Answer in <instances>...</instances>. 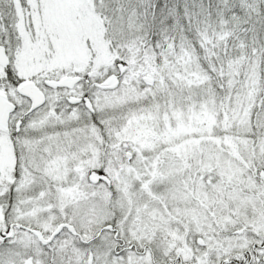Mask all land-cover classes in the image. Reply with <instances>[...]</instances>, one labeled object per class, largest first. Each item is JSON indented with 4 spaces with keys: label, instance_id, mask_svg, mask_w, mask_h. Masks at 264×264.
I'll return each instance as SVG.
<instances>
[{
    "label": "snow or ice",
    "instance_id": "6c2138e0",
    "mask_svg": "<svg viewBox=\"0 0 264 264\" xmlns=\"http://www.w3.org/2000/svg\"><path fill=\"white\" fill-rule=\"evenodd\" d=\"M0 264H264V0H0Z\"/></svg>",
    "mask_w": 264,
    "mask_h": 264
}]
</instances>
